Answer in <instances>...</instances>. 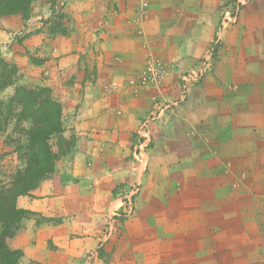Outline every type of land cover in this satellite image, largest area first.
I'll list each match as a JSON object with an SVG mask.
<instances>
[{"label":"crops","instance_id":"obj_1","mask_svg":"<svg viewBox=\"0 0 264 264\" xmlns=\"http://www.w3.org/2000/svg\"><path fill=\"white\" fill-rule=\"evenodd\" d=\"M147 1L148 16L137 24L130 19L135 0H121L120 13L115 0H107L105 28L100 21L77 23V36L54 39L45 29L31 32L32 18L0 16V54L21 72L27 68L23 79L28 86L51 87L63 107L62 135L71 142L52 176L18 197L20 208L35 213L8 239L11 247L23 251L18 264H91L90 259L97 258L106 214L116 202L115 188L134 177L135 166L141 167L129 158L139 117L150 109L153 94L166 100L180 94L181 74L204 56L216 37L218 15L211 20L196 18L194 0ZM197 8L207 10L202 2ZM116 15L121 19L116 20ZM17 34L21 41L14 39ZM219 36L214 71L200 86L189 89L174 114L161 113L151 128L161 133L157 139L172 143L175 137L190 138V131L196 129L199 138H192L193 150L200 165L212 161V151L218 149L226 154L225 160L246 164L253 159L257 142L264 149V136L257 140L264 121H238L245 113L264 115V25L251 28L242 16L240 25L226 27ZM25 52L40 61L29 62ZM149 54L169 63V75L157 88L134 93L127 87H109L114 80L136 74ZM119 109L121 114L116 112ZM205 133L209 142L203 140ZM228 144L233 151L226 152Z\"/></svg>","mask_w":264,"mask_h":264},{"label":"rangeland","instance_id":"obj_2","mask_svg":"<svg viewBox=\"0 0 264 264\" xmlns=\"http://www.w3.org/2000/svg\"><path fill=\"white\" fill-rule=\"evenodd\" d=\"M106 1L33 0L28 17L32 18L30 31L45 29L49 37L54 39L58 35L75 36L74 25L77 23L92 25L100 21L99 26L105 28L108 20L104 11ZM120 1L114 2L118 13L121 10L118 5ZM199 2L207 7V10L200 8V14V9L197 8ZM194 3L196 18L205 16L211 20L218 15L216 37L204 56L181 74L179 95L171 100L156 93L150 97V109L139 117V125L132 131L129 157L138 162L133 156V149L143 139L145 129L151 136L147 164H139L140 168L135 166L131 171L134 177L116 186V202L112 205L111 212L106 214L100 245L96 248L97 258L90 259L91 264H264L262 144L257 142L255 145L256 150L253 159L248 161L249 164H244L240 159L225 160L226 154L218 149L212 151V161L200 165L193 150L196 143L192 138H199L196 129L190 131V138L175 137L172 143L164 137L157 139V135L161 133L157 134L151 128L161 113L174 114L176 106L186 100L189 89L200 86L206 76L214 71V45H220L219 35L222 30L240 25L242 16L251 28L256 26L260 29L264 25V0H194ZM135 5V15L132 14L130 19L134 18L137 24L139 18L148 16L149 5L147 0H135ZM250 10H254V14L247 12ZM121 17L116 15L115 18L118 20ZM83 34L85 37V32ZM21 38L20 34L14 36L18 41ZM24 56L25 59L28 56L31 63L40 61L38 56L28 55L26 52ZM25 59L22 65L28 63ZM6 61L18 67V76L23 79L27 68L21 72L15 62L9 59ZM158 67L162 68L159 79L158 76L155 77ZM168 68L169 63L149 54L145 65L136 74L128 79L114 80L115 85L119 83L115 89L127 87L138 93L144 88H157L169 75ZM196 69H200V77L186 84L184 74ZM19 83L28 86L24 79ZM14 88L10 86L1 92L0 99L11 96ZM116 112L121 114L122 110ZM263 118L262 113L252 112L251 115H240L238 121L263 123ZM12 130V125L7 130H0V178L21 165L10 137ZM258 130L257 140L264 136L263 126ZM202 137L208 142L211 139L206 133ZM254 141L256 142V137ZM52 142L55 146L56 140ZM157 143L158 147L155 148ZM209 145L208 143L207 146ZM232 147L233 145L228 144L226 152L233 151ZM214 154H217L216 158ZM251 171L254 175L249 174ZM133 187L138 192L134 196L132 207L126 208L122 198Z\"/></svg>","mask_w":264,"mask_h":264},{"label":"trees","instance_id":"obj_3","mask_svg":"<svg viewBox=\"0 0 264 264\" xmlns=\"http://www.w3.org/2000/svg\"><path fill=\"white\" fill-rule=\"evenodd\" d=\"M33 0H0V16L21 14L28 18ZM214 45V52L217 51ZM19 69L0 54V93L14 86V92L0 99V130H13L10 137L21 165L0 178V264H18L23 255L8 239L35 213L18 206V197L32 190L55 171L56 161L70 149L63 133L62 103L49 86L28 87L19 83ZM53 140H56L54 146ZM101 253V252H100Z\"/></svg>","mask_w":264,"mask_h":264},{"label":"built area","instance_id":"obj_4","mask_svg":"<svg viewBox=\"0 0 264 264\" xmlns=\"http://www.w3.org/2000/svg\"><path fill=\"white\" fill-rule=\"evenodd\" d=\"M153 63L155 64V62ZM151 70H153V67L151 68ZM161 73H162V68L158 67V71L155 72V77L158 76V79L161 78L162 76ZM200 75H201L200 69L192 70L184 74L183 80L187 84L192 79L199 78ZM115 83L116 82L114 81L110 82L109 87L111 89H115L119 84L117 82V85H115ZM150 142H151V136L148 134L147 130L144 129L143 139L142 140L140 139L139 142L136 144L135 148L133 149L134 158L139 162V164L144 165V166L147 164V160H148L147 152H148V146L150 145ZM137 192H138V189L133 187L129 192H127L123 196L122 201H123V205L126 208L132 207L133 199Z\"/></svg>","mask_w":264,"mask_h":264}]
</instances>
